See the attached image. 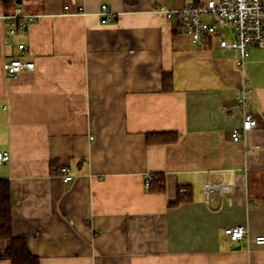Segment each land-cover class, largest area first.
<instances>
[{"label": "crops", "instance_id": "0c3cea01", "mask_svg": "<svg viewBox=\"0 0 264 264\" xmlns=\"http://www.w3.org/2000/svg\"><path fill=\"white\" fill-rule=\"evenodd\" d=\"M202 1L21 0L7 13L0 2V151L10 157L0 178L13 235L40 264H264V244L222 234L240 224L264 236V42L239 69L236 50L194 45L156 11ZM16 9L34 17L6 36L2 17ZM18 44L34 69L8 76L1 64ZM241 84L257 125L232 141ZM161 131L178 140L145 142ZM50 159L67 181L49 173ZM154 174L162 193L143 186ZM206 181L235 189L206 207ZM180 187L191 200L169 205Z\"/></svg>", "mask_w": 264, "mask_h": 264}, {"label": "built area", "instance_id": "2783aa9c", "mask_svg": "<svg viewBox=\"0 0 264 264\" xmlns=\"http://www.w3.org/2000/svg\"><path fill=\"white\" fill-rule=\"evenodd\" d=\"M102 21L108 19L109 11L105 5L100 6ZM168 21L175 20L179 23L184 34L188 35L194 45L202 46L208 41H214L218 47L228 50H236L238 56L235 65L243 69L250 48H261L264 42V0H204L198 4L188 5L182 8H166L158 5L157 10ZM32 19L34 16L26 14L22 16L19 9L10 15L2 17L5 26V34L9 36L24 29L22 18ZM19 55L7 57L1 64V69L8 76L21 71L33 70L34 63L23 55L24 46L18 44ZM253 90L249 86L241 84L235 94V105L240 115V126L231 130L232 141L240 140L245 133L256 127L257 120L251 114L250 102ZM7 152L0 151V164L9 161ZM59 175L63 181L70 176L64 165L59 167ZM151 175L143 179L145 189L149 186ZM235 189V185L221 182L206 181L202 184L203 203L211 206L213 197L229 195ZM180 193H186L183 187L178 188ZM229 240L237 242L246 240L250 244L263 245L264 236L247 237L246 229L240 225L225 226L222 229Z\"/></svg>", "mask_w": 264, "mask_h": 264}, {"label": "trees", "instance_id": "16d2710c", "mask_svg": "<svg viewBox=\"0 0 264 264\" xmlns=\"http://www.w3.org/2000/svg\"><path fill=\"white\" fill-rule=\"evenodd\" d=\"M3 10L7 13L11 8L16 6V0H0ZM179 25V24H178ZM208 47L209 42L206 44ZM162 88L169 89L172 83L171 73H162ZM177 132H146L144 135L147 144L176 143L178 140ZM58 161L50 159L48 162L49 173L53 175L59 174ZM166 181L163 174H154L149 180V186L146 189L152 193H162L165 190ZM186 193L177 191L175 201L169 205H177L179 202H189L191 200V192L185 187ZM10 186L7 178H0V240H7L8 246L2 254L0 260H8L10 264H40L38 256L29 251L28 245L24 237L14 236L12 230Z\"/></svg>", "mask_w": 264, "mask_h": 264}, {"label": "water", "instance_id": "95a60500", "mask_svg": "<svg viewBox=\"0 0 264 264\" xmlns=\"http://www.w3.org/2000/svg\"><path fill=\"white\" fill-rule=\"evenodd\" d=\"M21 2V0H16V3L19 4Z\"/></svg>", "mask_w": 264, "mask_h": 264}]
</instances>
